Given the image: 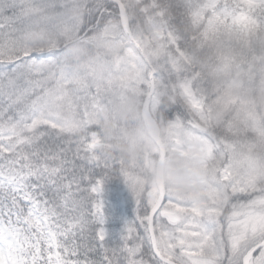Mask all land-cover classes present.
Wrapping results in <instances>:
<instances>
[{"label":"snow or ice","instance_id":"snow-or-ice-1","mask_svg":"<svg viewBox=\"0 0 264 264\" xmlns=\"http://www.w3.org/2000/svg\"><path fill=\"white\" fill-rule=\"evenodd\" d=\"M0 264H264V0H0Z\"/></svg>","mask_w":264,"mask_h":264},{"label":"trees","instance_id":"trees-1","mask_svg":"<svg viewBox=\"0 0 264 264\" xmlns=\"http://www.w3.org/2000/svg\"><path fill=\"white\" fill-rule=\"evenodd\" d=\"M103 198L106 230L110 238L113 234L118 237L124 228L125 222L134 218V201L131 197H127V187L122 178L119 177L106 181Z\"/></svg>","mask_w":264,"mask_h":264},{"label":"clouds","instance_id":"clouds-1","mask_svg":"<svg viewBox=\"0 0 264 264\" xmlns=\"http://www.w3.org/2000/svg\"><path fill=\"white\" fill-rule=\"evenodd\" d=\"M108 130L110 131L111 128L108 126ZM121 147L126 148V145H121ZM160 173L164 176H171L172 182L178 186L183 187L189 177L181 165L175 160H166L162 164L158 165Z\"/></svg>","mask_w":264,"mask_h":264},{"label":"rangeland","instance_id":"rangeland-1","mask_svg":"<svg viewBox=\"0 0 264 264\" xmlns=\"http://www.w3.org/2000/svg\"><path fill=\"white\" fill-rule=\"evenodd\" d=\"M127 192H128V197H130L131 196L130 192L129 191H127ZM102 195L103 194H101V198H102ZM102 200H103V198H102Z\"/></svg>","mask_w":264,"mask_h":264}]
</instances>
